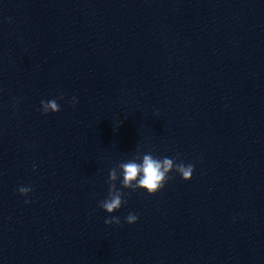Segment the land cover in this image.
<instances>
[{
    "label": "clouds",
    "instance_id": "clouds-1",
    "mask_svg": "<svg viewBox=\"0 0 264 264\" xmlns=\"http://www.w3.org/2000/svg\"><path fill=\"white\" fill-rule=\"evenodd\" d=\"M63 98V95L58 97V99ZM72 103L73 106L78 103L75 97ZM41 109L45 115L49 112L57 113L61 110L57 99L42 100ZM194 170L195 166L193 164H185L182 160H179L178 156L173 158H157L151 153L137 152L131 159L119 163L109 171L108 194L105 199L98 203V207L109 214V217L105 218V224L120 225V218L112 214L117 212L126 203L123 198L125 193L121 189H129L131 192L144 190L149 195H154L172 179L169 175L170 173L175 172L184 181H189L192 178ZM118 180L120 181V188L117 187L116 182ZM30 191V187L21 186L18 188L21 196H27ZM28 202L27 200L25 201V203ZM137 220L138 216L133 213H129L126 217L128 224H134Z\"/></svg>",
    "mask_w": 264,
    "mask_h": 264
}]
</instances>
